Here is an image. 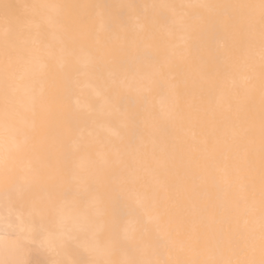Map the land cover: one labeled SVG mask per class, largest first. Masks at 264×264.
<instances>
[{"label":"snow or ice","instance_id":"1","mask_svg":"<svg viewBox=\"0 0 264 264\" xmlns=\"http://www.w3.org/2000/svg\"><path fill=\"white\" fill-rule=\"evenodd\" d=\"M0 264H264V0L0 4Z\"/></svg>","mask_w":264,"mask_h":264},{"label":"bare ground","instance_id":"2","mask_svg":"<svg viewBox=\"0 0 264 264\" xmlns=\"http://www.w3.org/2000/svg\"><path fill=\"white\" fill-rule=\"evenodd\" d=\"M32 0H0V4L9 3V4H24L30 3ZM75 2V0H71ZM80 2H97V3H107V4H144V3H197L200 0H80ZM211 2H236V0H211Z\"/></svg>","mask_w":264,"mask_h":264}]
</instances>
